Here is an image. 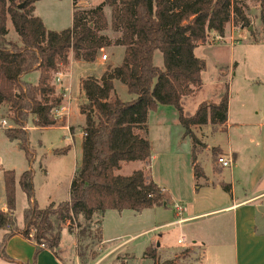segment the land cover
Returning <instances> with one entry per match:
<instances>
[{"label": "trees", "instance_id": "obj_1", "mask_svg": "<svg viewBox=\"0 0 264 264\" xmlns=\"http://www.w3.org/2000/svg\"><path fill=\"white\" fill-rule=\"evenodd\" d=\"M38 1L0 0V109H5L3 119L12 124L4 134L18 142L29 162L33 154L24 128L29 122L39 129L57 125L54 113L64 97L56 91L53 80L68 67L70 57L93 64L99 52L108 47L124 48V56L120 66H108L100 79L88 77L80 83L85 99L79 107L84 116L81 158L67 201L39 208L34 199L33 171L23 172L18 185L28 206L19 228L14 217L15 173L3 172L6 211L0 210V254L6 258L7 240L20 235L35 245L31 264L43 250L60 260L61 234L67 229L74 236L79 264H88L98 257L95 247L102 244L106 212L140 214L168 206L167 196L143 170L128 176L119 174L125 163L150 162L149 113L160 107L172 108L193 144L197 142L193 128L225 126L227 86L215 103H200L191 116H185L183 102L203 86L201 74L206 63L195 57L194 50L211 32L223 37L227 24L235 29L249 28V7L244 0H102L91 9L74 7L71 27L53 32L34 16ZM258 1L264 25V0ZM21 4L23 8L18 9ZM105 7L110 10L109 19ZM6 18L17 34L15 41L7 37ZM107 31L115 35L113 41L103 35ZM155 52L162 55L161 67L154 64ZM34 73L35 83L25 79ZM114 81L125 86L131 101L123 102L113 95ZM70 148L55 149L53 155L64 156ZM217 158L213 156L216 164ZM191 165L196 177L203 175L194 152ZM145 257L156 264L157 254L150 247Z\"/></svg>", "mask_w": 264, "mask_h": 264}, {"label": "rangeland", "instance_id": "obj_2", "mask_svg": "<svg viewBox=\"0 0 264 264\" xmlns=\"http://www.w3.org/2000/svg\"><path fill=\"white\" fill-rule=\"evenodd\" d=\"M244 1L249 7V28L241 29L243 32L236 31L233 34V41H218L211 37L196 48L195 57L205 61L206 69L201 74L202 89L184 105L185 116L193 115L198 107L197 105L202 102L215 103L218 100V95L224 91L225 86H228L229 97L231 96L229 113L232 122L247 124L258 121L254 112L264 109V88L258 83L264 81V25L260 21L259 1ZM101 2L102 0H40L34 4V16L42 20L47 31L60 32L71 27L74 7L86 10L94 8ZM104 13L109 19L110 10L107 7L104 8ZM5 25L9 40H17V34L8 18H6ZM103 35H106L111 41L115 39V35L110 31L103 33ZM103 55L106 56L104 61L102 60ZM123 56L124 48L108 47L99 52L94 64L83 62L74 64L72 57H70L68 67L62 68L61 72L54 75L53 82L56 91L62 93L65 100L69 99L72 109L76 108L78 104L80 107L85 102L80 89L82 80L88 77L99 78L108 66L113 68L120 66ZM154 64L157 67L162 66V55L159 52L154 54ZM233 74H235L234 78L232 77ZM36 78V75L33 74L28 77L31 83H35ZM113 95L123 102H129L133 99L132 96L128 95L125 86L119 81H114ZM162 111L167 114L169 111L175 113L172 108H162ZM163 113L158 115L150 113L147 120V139L151 144L150 165L145 169L146 166L140 162L125 163L119 174L128 176L133 171L143 170L156 183L168 186L177 194L176 198L180 201L175 199L174 203L186 207L188 212L200 205L198 204L199 198L196 199L191 193L189 194L191 183L189 177L191 162L189 161H191V155L193 152L196 153L198 166L202 168L205 175L211 176L210 161L213 160V156L218 157L219 153L217 154L215 149L211 151L209 147L213 141L217 138H223L224 135L208 130L211 129L210 125H206L202 127L203 130L192 132L197 141L193 144L192 140L184 133L178 119H171ZM54 114H56V111ZM4 115L5 109L1 108L0 118ZM77 115H71V124H81V118ZM56 119L57 125L66 124L65 121L67 120L65 118L56 117ZM6 123L7 126L5 128L0 127V129L4 130L12 126L8 120H6ZM27 127L32 128V123L29 122L24 128L29 139V150L33 156H36L31 162L26 159L25 153L19 148L18 142L8 140L4 131L0 130V205L5 200L3 172L13 170L16 177L14 217L19 223L22 221L23 210L28 206V200L18 185L19 176L27 170L31 169L33 171L34 199L40 208H45L51 203L57 204L67 201L71 184V182L69 183L70 176L72 181L76 165L81 158L80 140L76 138L73 142L74 147L70 148V152L65 157H53L43 160L41 156L44 149H61L72 146L71 141H69V134L61 128L51 131L38 129L28 131ZM164 128L168 129L165 136L166 138L169 136L171 142L167 139L166 142L161 139L158 141L159 136L164 137V130H162ZM69 130L71 131V126H69ZM188 148L189 151H187ZM248 148L250 152H255L254 144L248 146ZM207 159L210 161H207ZM213 166L214 171H218L220 166L216 162ZM226 173H228V169L223 170V175ZM174 203L170 204L168 202L166 208L158 207L145 210L140 214L131 211L106 212L101 226L102 239L105 243L103 246L97 243L95 251L98 257L88 264H154L152 260L145 257V251L148 247L155 252L159 250L156 264L166 262L172 264H200L201 262L197 258L201 257V253L198 249L195 250L196 255H193L190 260L187 258L188 255L181 251L193 246L190 236L195 231L200 230L202 225H211V222L204 223L202 220H194L180 227L166 226V224L177 219L175 217L176 210L173 208ZM186 208L184 209L185 212ZM190 214L193 213H184L180 216ZM215 217H210L208 221L214 220ZM61 236L63 245H67L70 238L72 241L71 234L67 229H63ZM179 239H184L182 245L177 243ZM121 245H123L121 250L106 258L101 257ZM67 250L70 251L63 254L60 251V260L63 264H76L75 249L70 248ZM222 250L220 253L221 264H229L231 260L229 245L225 243ZM215 256H217L216 251L209 252L204 264H216ZM76 260L79 264L77 258Z\"/></svg>", "mask_w": 264, "mask_h": 264}, {"label": "crops", "instance_id": "obj_3", "mask_svg": "<svg viewBox=\"0 0 264 264\" xmlns=\"http://www.w3.org/2000/svg\"><path fill=\"white\" fill-rule=\"evenodd\" d=\"M236 31L243 32V30L241 29L233 28L232 24H227L221 40L225 42L233 41V34H235ZM211 37H214L216 39L218 36L211 32L209 33L208 38ZM72 62L74 64L79 63L73 60ZM103 73L104 71L102 72L101 76L103 75ZM33 75L36 74L34 73ZM28 77H26L25 79L27 81H30ZM100 77H95V79H100ZM232 77L234 78L235 74H233ZM258 83L264 88V81H259ZM230 98L231 96L229 97L228 87L227 122L225 126L220 128L210 125L211 129L208 130L214 131L216 133L219 132L221 135H224L223 138H217V140L213 141L209 148L211 149V151L212 149L217 150V153H219L218 157L231 159L233 161V165L230 169H228V173H226L225 176L223 175V170H227L226 168H221L218 166V171H214L213 165L215 162L213 160L210 161L209 159H207V161L211 162L210 170L212 175H205L201 168L203 175L199 177H196L194 175L191 168L192 165L190 166L189 177L191 178V183L189 187V194L191 193V195L196 199L197 197L199 198L198 204L200 205L198 207L196 206V209L187 212L186 207L174 203V200L177 199V194H175L170 188H168V186L156 183L152 179V177L149 178H151V180L161 188L163 193L167 196L169 203H174L173 208L175 207V205L182 208L180 215H183L184 213H193L187 216H180L176 211L175 217L177 219L166 224V226L180 227L183 225H187L194 220H202L204 223L211 222V225H202L200 230L195 231V233L190 236L191 241H193V246L188 249L185 248L181 251L188 255L187 258L189 260L193 257V255H196L195 250L198 249L201 253V257H198L197 260H200V264H204V262H206L207 260L208 253L216 251L217 256H215L214 259L216 261V264H221L222 258L220 256V253L223 251L222 246L227 243L229 245V254L231 257L229 264H264V109L254 112V115L258 119L257 122H250L247 124L242 122L234 123L232 122L229 113ZM188 100L192 99H185L183 102V106ZM162 108L170 107H160L157 111L150 113L156 115L162 114ZM73 114H78L77 116L81 118L80 125H74L70 123V118ZM163 114L167 113L164 112ZM55 116L65 118L67 120L65 121L66 124L42 129L27 127V130L29 131L30 129H38L41 131H51L61 128L67 131L69 134V141H71L72 143V146H70L71 149L72 147H74L73 142L76 138H79L81 146L84 116L79 113V104L76 108L72 109L71 102L69 101V99L65 100L64 96V103L61 108L56 111ZM167 116H169V118L171 119L173 118L177 120L176 112L174 113L173 111H169ZM69 126H71V131L69 130ZM202 127L192 129V132L195 133L196 131L203 130ZM162 130H164V137L159 136L157 138L158 141L161 139L166 142L167 139L171 142L169 136L167 138L165 136L166 132H168V129L164 128ZM169 130L171 129L169 128ZM252 144H254L255 152L249 151L250 149L248 148V146H251ZM53 150H55V148L44 149V153L41 158L45 160L47 158H60L67 155L54 156ZM70 150L68 151V153L70 152ZM187 151H189V148ZM35 157L36 156H33V158ZM152 158H154V156H152ZM143 164L144 166H146L145 169H147V166L150 165V162ZM70 182L71 176L69 183ZM177 201L180 200L177 199ZM185 208L186 212L184 210ZM0 210L6 211L5 202L0 205ZM214 216H216L214 220L208 221L210 217ZM16 223L19 228H22V221L20 223L16 221ZM2 236L3 232L0 231V242ZM71 237L72 241L70 238V240H68L67 242V245H63L61 236L60 251L62 252V254L66 251H70L67 249H74L75 239L74 236L71 235ZM104 243L105 241L102 239V246L104 245ZM122 246L123 245L116 247L115 250L113 249L112 251L107 252L101 257H108L112 253L121 250L123 248ZM4 253L6 255V258L1 256L0 254V264H31L35 255V245L31 241L24 239L22 236L15 235L7 240ZM156 254L158 258L159 250L156 251ZM183 255L185 256V254ZM75 263L78 264L76 258ZM35 264L63 263L61 260L56 259L51 252L43 250L37 255Z\"/></svg>", "mask_w": 264, "mask_h": 264}, {"label": "built area", "instance_id": "obj_4", "mask_svg": "<svg viewBox=\"0 0 264 264\" xmlns=\"http://www.w3.org/2000/svg\"><path fill=\"white\" fill-rule=\"evenodd\" d=\"M216 40H218V41L221 40V37L218 36V37L216 38ZM102 60H103V61L106 60V56H105V55L102 56ZM6 126H7L6 120L3 119V117H1V118H0V127H1V128H5ZM217 164H218L221 168L230 169V168L232 167V165H233V161H232L231 159H229V158L218 157V158H217ZM174 208H175V210L177 211L178 215H180V213H181V211H182V208H181L180 206H177V205H175ZM66 225L69 226V225H70V222L67 221V222H66ZM177 243H178L179 245H182V244L184 243V241H183V239H179V240L177 241Z\"/></svg>", "mask_w": 264, "mask_h": 264}, {"label": "water", "instance_id": "obj_5", "mask_svg": "<svg viewBox=\"0 0 264 264\" xmlns=\"http://www.w3.org/2000/svg\"><path fill=\"white\" fill-rule=\"evenodd\" d=\"M22 8H23V5L22 4L18 6V9H22Z\"/></svg>", "mask_w": 264, "mask_h": 264}]
</instances>
